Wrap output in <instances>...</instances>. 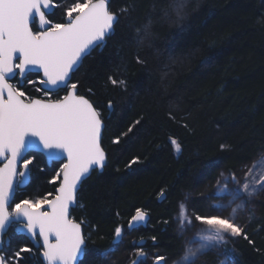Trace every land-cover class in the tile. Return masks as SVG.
Returning a JSON list of instances; mask_svg holds the SVG:
<instances>
[{"label": "trees", "instance_id": "trees-1", "mask_svg": "<svg viewBox=\"0 0 264 264\" xmlns=\"http://www.w3.org/2000/svg\"><path fill=\"white\" fill-rule=\"evenodd\" d=\"M66 2L70 7L75 0ZM109 7L120 15L116 35L72 79L105 122L107 154L104 170L82 185L71 213L87 237L81 264H132L140 246L148 253L144 264H155L156 255L178 263L185 242L178 205L206 213L217 200L204 197L215 191L220 174L236 175L264 151V0H109ZM145 25L141 43L135 29L143 33ZM37 87L24 90L43 98ZM40 167L17 202L55 192L59 181H49L58 163L48 166L40 157ZM248 207L239 221L248 238H226L196 264H264V191ZM136 209L149 219L130 231ZM118 226L124 236L114 244ZM23 247L33 252L23 253L21 264H44L38 248L15 231L4 237L1 254ZM113 247L118 250L109 257L101 255Z\"/></svg>", "mask_w": 264, "mask_h": 264}, {"label": "snow or ice", "instance_id": "snow-or-ice-1", "mask_svg": "<svg viewBox=\"0 0 264 264\" xmlns=\"http://www.w3.org/2000/svg\"><path fill=\"white\" fill-rule=\"evenodd\" d=\"M58 7L56 0H0V245L9 231L24 233L38 246L46 264H81L88 252L87 237L83 222L71 218L70 208L78 205L82 185L94 172L103 171L107 157L102 147L105 125L101 114L88 98L78 94L72 79L83 61L116 35L120 15L110 10L109 0H75L64 10L65 21L55 22L50 17ZM121 14H128V9ZM135 31L142 43L148 26L143 33L139 28ZM14 80L15 84L10 82ZM26 85H39L36 91L43 98L28 95ZM61 91L65 94L52 98ZM108 107L111 110V101ZM113 142L119 143V139ZM171 143L177 152L181 150L175 140ZM40 157L47 165L59 162L49 181H59L58 187L54 193L17 202V193L30 183L33 168L44 171ZM256 167L254 164L246 171L242 181L234 173L225 176L222 172L215 191L204 197L222 202L207 204L204 214L194 207L190 213L184 203L178 205L177 223L182 233L200 226L192 241L198 246L187 248L184 264H196L200 256L227 243L226 237L248 238L237 210L246 208L264 191V169L256 171ZM160 196L166 199L162 191ZM229 208L231 212L224 215ZM147 218L144 210L136 209L128 229H136ZM122 235L123 228L118 226L113 243ZM117 250L109 248L101 255L107 258ZM32 252V248L23 247L10 256L0 254V264H21L23 253ZM136 255L132 264H144L148 259L142 246ZM161 262L167 264V258L156 255L155 264Z\"/></svg>", "mask_w": 264, "mask_h": 264}, {"label": "rangeland", "instance_id": "rangeland-1", "mask_svg": "<svg viewBox=\"0 0 264 264\" xmlns=\"http://www.w3.org/2000/svg\"><path fill=\"white\" fill-rule=\"evenodd\" d=\"M254 164L257 166L256 167V171H259L261 169H264V151H262L252 162L248 163L242 169H240L235 176L242 181L245 172L248 171L250 168H252V166ZM224 175L227 176L229 174H225L224 173ZM220 179H221V176H220L219 180ZM231 187H233V185L229 184V188H231ZM257 201H258V194L255 197L252 198V200L249 202V204L246 206V208H244V209H238L237 210V215L239 217L238 222L240 221V219L242 217L241 216V213H243V211L245 209L249 208L248 206L251 207V205H252L254 207L256 205ZM219 202H222V201H219V200L216 201V203H219ZM223 202L227 203V201H223ZM236 203H239V201H237ZM235 206H236V204L233 203L232 204V207H235ZM230 212H231V208H229L228 211L224 213V215H228ZM177 227H178L179 233L184 236L185 242H184V253L182 254V257L179 259L181 261L178 262V263H174V264H184V262H183V256H184L187 248L188 247H196V246H198V242H195L194 243L192 241H193L194 234L196 233V231L199 229L200 226L197 225L195 228H192L190 230H187V231H185L183 233L180 231V226H179L178 223H177ZM123 236H124V234H123ZM226 238H228V237H226ZM167 264H170V263L167 261ZM225 264H227V262H225Z\"/></svg>", "mask_w": 264, "mask_h": 264}, {"label": "flooded vegetation", "instance_id": "flooded-vegetation-1", "mask_svg": "<svg viewBox=\"0 0 264 264\" xmlns=\"http://www.w3.org/2000/svg\"><path fill=\"white\" fill-rule=\"evenodd\" d=\"M56 2L59 4V7L55 9V14L52 15L50 18L53 19L55 22H64L65 21L64 10L67 7H69V4L66 2V0H56ZM15 83L16 81L14 80L13 84ZM26 86H29V85H26ZM35 98H41V97H35ZM54 163H58V167H59V162H54Z\"/></svg>", "mask_w": 264, "mask_h": 264}, {"label": "water", "instance_id": "water-1", "mask_svg": "<svg viewBox=\"0 0 264 264\" xmlns=\"http://www.w3.org/2000/svg\"><path fill=\"white\" fill-rule=\"evenodd\" d=\"M100 50H101V48H99ZM11 82V81H10ZM77 92H78V90H77ZM87 98V97H86ZM104 121V120H103ZM104 125H105V122H104ZM105 130V129H104ZM103 135H104V131H103V133H102V139H103ZM103 147V146H102ZM104 149V148H103ZM104 151H105V149H104ZM105 153H106V151H105ZM106 157H107V154H106ZM106 164H107V160H106ZM53 164H51V165H48V166H52ZM104 170V169H103ZM97 171H99V170H97ZM100 172V171H99ZM81 189V188H80ZM80 191V190H79ZM79 191H78V193H79ZM78 193H77V200H78ZM76 206H74L73 208H70V216H71V213H72V210L75 208ZM147 220H146V222L148 221V219H149V215L147 214ZM78 222V221H77ZM145 222V223H146ZM144 224V223H143ZM142 225V224H141ZM141 225H138L136 228H138V227H140ZM82 229H83V231H84V228H83V225H82ZM16 233H18V234H21V235H24V236H26L30 241H31V243L36 247V248H38V246L28 237V235L27 234H24V233H19V232H16ZM86 244H87V242H86ZM3 248H4V243L2 244V245H0V249H2L3 250ZM1 254V253H0ZM40 258H41V260L43 261V259H42V257L40 256ZM83 258L84 257H82L81 258V260H83ZM43 263L44 264H46V261H43Z\"/></svg>", "mask_w": 264, "mask_h": 264}, {"label": "bare ground", "instance_id": "bare-ground-1", "mask_svg": "<svg viewBox=\"0 0 264 264\" xmlns=\"http://www.w3.org/2000/svg\"><path fill=\"white\" fill-rule=\"evenodd\" d=\"M54 164V163H53ZM259 194V193H258ZM177 217H178V215H177ZM177 221V220H176ZM178 228V227H177Z\"/></svg>", "mask_w": 264, "mask_h": 264}]
</instances>
